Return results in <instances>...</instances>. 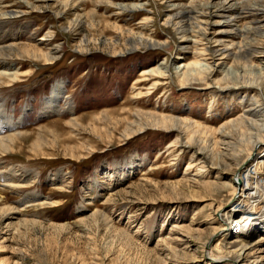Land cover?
<instances>
[{
  "label": "rangeland",
  "instance_id": "obj_1",
  "mask_svg": "<svg viewBox=\"0 0 264 264\" xmlns=\"http://www.w3.org/2000/svg\"><path fill=\"white\" fill-rule=\"evenodd\" d=\"M226 5L233 28L192 26L183 37L166 23L187 8L219 22L199 13ZM263 9L264 0H0V264H232L204 258L225 254L233 233H213L242 203L235 166L213 169L210 154L224 150L221 134L230 154L248 153L246 123L264 122V56L244 49L264 46ZM138 36L157 46L128 53ZM239 46L235 62L212 55ZM193 65L214 71L186 81ZM255 254L244 264H264V241Z\"/></svg>",
  "mask_w": 264,
  "mask_h": 264
},
{
  "label": "bare ground",
  "instance_id": "obj_2",
  "mask_svg": "<svg viewBox=\"0 0 264 264\" xmlns=\"http://www.w3.org/2000/svg\"><path fill=\"white\" fill-rule=\"evenodd\" d=\"M139 6H140V4H139ZM231 7H234V6L230 5V6L224 7L222 9H219L218 12H216L217 10H212L211 6H207L205 8L207 10L205 13H199V14H201V17L203 15H205L204 17L211 16L212 18L213 17L214 18H218L220 20L219 22L218 21H215L213 23H210V22H197L193 18H190V16L193 15L194 13H197V11L194 12V11L188 10V8H187V10L185 9L186 11H182V12H179V13H176V14L172 15L171 18H169L166 23H167L168 26L173 27L175 29V32H179L180 31L179 33L183 37L185 36V34H188V33L193 31L191 29H187L186 30L187 27H192V26H193V28L195 30H199V31H201L202 28H203V31L206 33V35H208L209 32H207V31L210 30V29H217V31H218L219 29H221L220 27H228V28L231 27V28H233V27L236 26L233 23V21H232L233 19L232 18L231 19L230 18L229 19L226 18V14L227 13H231V11L233 9ZM125 8H127V7H125ZM229 8H231V9L229 11H226ZM244 10H246V9H244ZM247 10H248V8H247ZM262 12H264V9L262 10ZM245 13H247V11ZM6 16H7V14L0 13V17H6ZM242 17H245V16H242ZM263 18H264V16H263ZM14 20H15V18H14ZM192 21H195V22L190 24V22H192ZM251 21H252V19H251ZM188 22H189V24H187ZM255 24L256 23H253L254 26H255ZM250 26H251V24H250ZM255 28L252 31V34H254V33L257 34V32H260V31L256 30ZM245 29L248 30L249 28L242 27L240 30L236 29L234 31L236 33L237 32L241 33ZM221 32H223V31H221ZM223 33H219V34L223 35ZM249 33H247V34H249ZM207 38H208V36H207ZM183 40H185V39H183ZM193 41H195V40H193ZM220 42H222V41H220ZM156 46H157L156 43H153V42H151L149 40H146V39L142 38L141 36H138V37H133L132 44L129 45V47H128V49H126V51L128 53H131L134 50H136V48L152 49V48H154ZM207 48H209V47H207ZM218 48H219V45H218ZM218 48L214 49V47H213L214 50H213V54H212L213 57H215L216 59L218 57L217 62H220V61L223 62L226 59H232V58L234 59V62H235V61H237V57H238V56H236V53L238 54L239 52L242 51L240 46H239V48L234 47V49L235 48L237 49L236 52H232L233 50H232L231 47L230 48L221 47L220 49H218ZM244 49L247 50L246 53L248 54V58L249 59H262V57H260V56H264V46L256 48V47H253V46L249 45V46H246V47L244 46ZM205 54H206V52H205ZM35 55H37V54H35ZM244 56H245V54H244ZM240 57H241V55H240ZM45 61H47V60H45ZM50 61H51V59H50ZM219 65L220 64H216V67H218ZM208 68L209 67H205L204 68L203 66L193 65L192 69L188 70V68H187V70H185L182 73L183 79L188 81V80H190L189 78L202 76L205 69L209 70V72L213 73L214 70L213 69L211 70V67L209 69ZM150 73H154V72L151 71ZM249 86H252V85H250V84L241 85V87H245V88L249 87ZM233 87H234V89L239 88L238 85H235ZM260 88L264 91V84H262L260 86ZM56 91H57V89L53 88V95H55V96H56V93H55ZM53 98H54V96H53ZM254 109H256V108H254ZM149 118H152V121L156 122L157 126L160 125L163 128H169V126H173V124L175 123V121H170V119H166L164 121H161V120H158L157 117L149 116ZM246 126H247L246 127L247 129H251V130L253 129L252 131H250V130H248V131L253 132V133H251V136L254 137V139L250 142V145H251L250 148L251 149H250V151L248 153L245 154V153H242V152L238 151V154H236V155L233 154V153L230 154L228 152L229 149H230V141H227L229 136L226 135V134H221V136H220L221 138H220L219 142H217V144L224 145V147H225L224 150L221 151V152H218V155L215 156V157L213 156V153L210 154L211 159H212V160L210 159L211 162H212L211 163V168H213V169L214 168L215 169L218 168L219 170H223L225 164H227V161H229L230 163H233V166H235L234 167V171H233V176H232V178L230 180L232 182V194L234 195V193L237 190L241 191L240 201L242 203L241 204L238 203V204L232 206L230 212L220 216V219H218L219 220L218 222H220L221 227L219 229H217L213 233V234H217L218 236L223 235L224 237L225 236H229V235H231V233H233V239L231 240V242H229L227 244V246H225V250H224L225 254L224 255H220V256H214L212 252H208L204 256L206 261L213 262V261L228 260L232 264H244V261L248 260V258H250V257H253L254 258L253 261L256 262V254L255 253L258 252V249H259L260 245L264 241L263 240L264 237H260V238H258L256 240H253V239L251 240L252 234H254V232H258L259 231V233H261L264 236V211L261 212V208H262V206H264V182H263L264 181V177L261 175L263 172L260 170V167H262V165L264 163V160H263V158H264V149H263V154L261 153L260 157L258 159H256L255 162L250 167H248L247 169H244V171H242L243 170V165H244L245 161L247 160V158L249 156H252L253 152L254 151L256 152L259 148H261L260 145L264 143V140L260 139V137H261L260 134L262 132H264V122H262V123L250 122V123H246ZM196 133H200L199 130L198 131L196 130V132L195 131L193 132L194 136L190 137V140H188V144L191 143L192 146L195 144V142L197 141V139L195 138V134ZM230 150H232V149H230ZM203 151H204V148H201L199 150V152H201V153H204ZM237 155H239V156L242 155V157L241 156L239 157ZM207 158H209V154L207 155ZM238 158H241V159H238ZM214 159H215V162H213ZM219 189H221V188H219ZM232 194H231V196H232ZM220 211L223 212V210L219 208L217 210V213H220ZM237 224L239 225L238 229L233 232V228L236 227Z\"/></svg>",
  "mask_w": 264,
  "mask_h": 264
}]
</instances>
